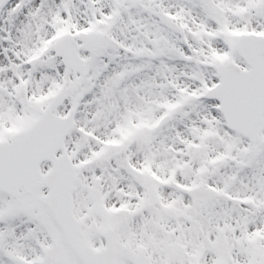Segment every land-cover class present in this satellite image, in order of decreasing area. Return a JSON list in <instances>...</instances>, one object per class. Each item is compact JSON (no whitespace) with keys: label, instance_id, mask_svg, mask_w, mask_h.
I'll list each match as a JSON object with an SVG mask.
<instances>
[{"label":"snow or ice","instance_id":"snow-or-ice-1","mask_svg":"<svg viewBox=\"0 0 264 264\" xmlns=\"http://www.w3.org/2000/svg\"><path fill=\"white\" fill-rule=\"evenodd\" d=\"M0 264H264V0H0Z\"/></svg>","mask_w":264,"mask_h":264}]
</instances>
